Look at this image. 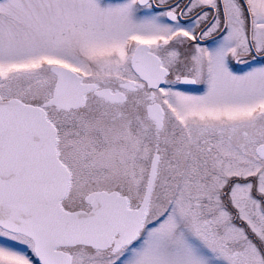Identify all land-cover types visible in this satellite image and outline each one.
<instances>
[{
  "label": "snow or ice",
  "instance_id": "obj_1",
  "mask_svg": "<svg viewBox=\"0 0 264 264\" xmlns=\"http://www.w3.org/2000/svg\"><path fill=\"white\" fill-rule=\"evenodd\" d=\"M0 264H264V0H0Z\"/></svg>",
  "mask_w": 264,
  "mask_h": 264
}]
</instances>
